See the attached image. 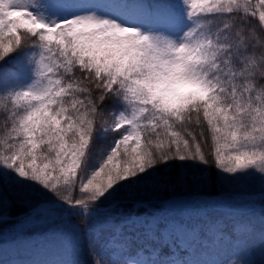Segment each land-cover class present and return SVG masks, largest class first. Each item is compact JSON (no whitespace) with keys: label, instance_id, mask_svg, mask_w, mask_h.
Wrapping results in <instances>:
<instances>
[{"label":"snow or ice","instance_id":"6c2138e0","mask_svg":"<svg viewBox=\"0 0 264 264\" xmlns=\"http://www.w3.org/2000/svg\"><path fill=\"white\" fill-rule=\"evenodd\" d=\"M117 2L0 0V222L17 206L18 224L79 217L83 232L58 235L59 264L85 251L177 264L209 232L233 241L222 264H254L264 227L229 229L178 189L214 167L264 199V0ZM189 164L202 171L189 178Z\"/></svg>","mask_w":264,"mask_h":264},{"label":"trees","instance_id":"16d2710c","mask_svg":"<svg viewBox=\"0 0 264 264\" xmlns=\"http://www.w3.org/2000/svg\"><path fill=\"white\" fill-rule=\"evenodd\" d=\"M153 2L160 3L163 2V0H153ZM252 2L255 4L256 0H252ZM250 19L253 23H258V16ZM8 111L9 110L6 109L3 104H0V136H3L5 132L4 122L8 117ZM186 167L189 178L191 175L199 174L202 171L201 168L193 167L190 164L186 165ZM206 174L210 177L209 182L205 184H194L189 179L188 189H178V192L180 194H199L201 192L207 195L222 197L223 195L230 194L232 192L239 194L253 189L261 190L258 181L254 180H246L243 182L241 180L224 179L223 181H220L217 178L218 173L214 167L208 170ZM107 203L108 202H105V204ZM128 207H131V205ZM26 210L27 209L25 207L17 206L15 209L10 210L9 216H20V214ZM144 211L145 210L143 209L138 210L140 214ZM200 214L205 216L215 215L222 217L225 221L226 227L229 229L232 228V224L234 222L238 221L250 223L257 229L264 227V211L259 213L238 214L211 210L200 212ZM16 221L18 220L15 218L8 219L7 223L0 222V228L4 230L16 223ZM59 222H62L63 225L55 228V223V229L53 232L41 234L38 237L33 236L34 231L27 227L24 230V235L21 234L20 236H17V238H12L13 241L9 242L7 245L8 249L3 248V250H1L2 246L0 247V264H14L15 260V264H59L60 261L67 260L68 257L62 255L55 248V243L59 233L72 231L74 229H79L83 232L86 225L81 222L79 217L72 215L68 216L66 220H59ZM24 241H31L35 244L21 243ZM40 242H46L51 246L45 247L43 245H39ZM232 243L233 241H231L227 235L221 237V235L216 232H209L207 239L203 241L198 240L195 243H185L183 245L186 249V253L184 255L177 253L174 256L180 259V264H222L225 256L232 250ZM82 259L86 261V264H91L92 262V258L87 255L86 251L82 256ZM251 259L254 264H264V248H262L259 243H257L252 249Z\"/></svg>","mask_w":264,"mask_h":264},{"label":"rangeland","instance_id":"374dc122","mask_svg":"<svg viewBox=\"0 0 264 264\" xmlns=\"http://www.w3.org/2000/svg\"><path fill=\"white\" fill-rule=\"evenodd\" d=\"M86 3L95 4V5L99 6V7L104 8L105 10H113L116 7L119 6L118 2H111L110 0H86ZM241 181L245 182L246 180H241ZM243 186H246V185H243ZM260 191L261 190L253 189V190H250V191H247V192H241L239 194L232 192L230 194L223 195L222 197H217V196H212V195H205V196H206V199L208 200V202L211 199H213L215 202H218V203H221V204L222 203L223 204H227V205L232 206V207H239V208L242 207V209H245V208H247L250 205H253V206L260 205L262 208H258L260 210L258 212H256V213H259V212H263L264 211V199H262L261 195L258 194ZM186 206L187 207L198 206V210H205L206 209L205 212L206 211H211L210 209H212V208H209L210 206H208L204 202H197V203H193V204L191 203V204H187ZM22 218L23 217H20L19 219H22ZM55 223H56L55 228L63 225L62 222L60 223L59 221H57ZM55 223L46 224V225H42L41 226V225H38V224H35V223L30 224V225H28V224H18L17 221H16V223L12 224L8 228H5L4 230H2L0 228V232L3 231V233L0 234V240H1L0 247L2 246L1 250H3V248L8 249L7 248L8 243L13 241L12 238L16 237L17 233H20V235L21 234L24 235L25 234L24 230L27 227H29L31 230L34 231V235L33 236H37L38 237L41 234H48V233L53 232V230L55 229L54 228V224ZM1 254H4V253H1ZM120 255H121V253L118 251L115 254V257L119 258ZM139 259L146 260L147 256H144L143 254H141ZM171 260L177 261L176 259H173L172 257H171ZM15 263H16V260H15Z\"/></svg>","mask_w":264,"mask_h":264}]
</instances>
